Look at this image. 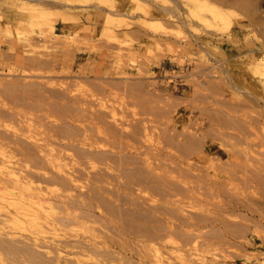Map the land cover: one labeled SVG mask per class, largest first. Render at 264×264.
Instances as JSON below:
<instances>
[{"label": "rangeland", "instance_id": "obj_1", "mask_svg": "<svg viewBox=\"0 0 264 264\" xmlns=\"http://www.w3.org/2000/svg\"><path fill=\"white\" fill-rule=\"evenodd\" d=\"M39 140L94 215L0 198L5 264H264V0H0V175Z\"/></svg>", "mask_w": 264, "mask_h": 264}, {"label": "bare ground", "instance_id": "obj_2", "mask_svg": "<svg viewBox=\"0 0 264 264\" xmlns=\"http://www.w3.org/2000/svg\"><path fill=\"white\" fill-rule=\"evenodd\" d=\"M17 90V89H16ZM3 94V93H2ZM15 101V100H14ZM19 102V101H18ZM17 102V103H18ZM78 103V102H77ZM65 107V106H64ZM17 113V112H16ZM88 115V114H87ZM13 116V115H12ZM67 117V116H66ZM92 117H88V119H91ZM75 119H78L77 117ZM82 119V118H81ZM96 119V118H94ZM78 121V120H77ZM82 121V120H81ZM88 121V120H87ZM91 121V120H90ZM85 123V122H84ZM82 126V125H81ZM70 127V126H69ZM69 127H66V128H57L58 130H56V134L57 135H60L63 136V137H66L68 138L69 140V146H74L75 144L73 142L77 141L76 139V133H75V129L74 131L72 129H70ZM86 127V126H85ZM87 131V130H86ZM54 129H53V133H54ZM105 132V131H104ZM47 133V132H46ZM80 133V132H79ZM89 135V133H87ZM85 134V135H87ZM91 134V133H90ZM107 134V133H106ZM40 135V134H38ZM87 135V136H88ZM92 136L95 135V134H91ZM108 135V134H107ZM42 136H44V134L42 133ZM55 136V135H54ZM86 136V138H87ZM96 136V135H95ZM93 136V137H95ZM117 136V135H116ZM2 137V136H1ZM25 137V136H24ZM40 137V136H39ZM45 137H46V134H45ZM50 137V136H48ZM56 137V136H55ZM55 137H53L54 139H56ZM58 137V136H57ZM59 137V138H60ZM92 137V138H93ZM101 137V136H100ZM37 138V137H36ZM52 138V140H54ZM38 139V138H37ZM46 139V138H45ZM58 139V138H57ZM10 140V139H9ZM62 139L60 138V143L62 142L61 141ZM89 141H87L88 143H92L88 137ZM18 141V140H17ZM16 141V142H17ZM21 141V140H20ZM40 141V140H39ZM44 141V140H43ZM47 141V145H51V144H48V140ZM37 142V141H36ZM42 141L38 142V143H35V151L33 150H29V149H26L25 150H21L20 149V154L22 155V158H20L16 163L14 161H10L11 162H14L15 164L18 165L17 169H19L20 172H18V170H14L16 167H14L13 165V168L9 171H6V173L4 172H1V175H0V178L1 179H6L8 180L12 186L11 187H7V186H3L4 183H1L0 184H3L2 186L3 187H0V198L1 200H5L6 203H8V206H14L15 208V211L14 212H10V216L11 215H14L16 216L17 218H20V217H25V218H28L29 220H35V219H45L46 221L47 220H51L50 225L53 226L54 228H57L58 225H63V226H66V225H69L73 222H77V221H81V220H84L90 216H93L94 215V206L93 204H95V202H93L94 200V197L93 195H85L84 193H79V194H75V195H68V194H59V195H54L53 192L55 191H51V195L49 194V189L47 191V188L45 189L41 184H37L35 185L36 181L34 182V180H31V176L34 175V177H37L36 175L40 176L41 173H40V168L41 167H44V163L41 161V157H40V152L42 149H39L41 148V143ZM52 142V141H51ZM56 142V141H54ZM15 143V141H14ZM27 143V142H26ZM33 143V142H32ZM4 144V142H3ZM43 144V143H42ZM53 144V143H52ZM62 144V143H61ZM66 144V143H65ZM79 144V142H78ZM67 145V144H66ZM92 145V144H91ZM1 146V145H0ZM94 146V145H92ZM63 147H65V145H63ZM23 148V147H22ZM43 148V147H42ZM45 148V147H44ZM48 148V147H47ZM50 148V147H49ZM48 148V149H49ZM61 148V147H60ZM66 148V147H65ZM46 149V148H45ZM5 150V148H4ZM19 151V150H18ZM7 152V151H6ZM5 151H3V148L0 147V155H4L6 153ZM43 152V151H42ZM61 152V151H60ZM52 153V152H51ZM57 153V152H56ZM66 153V152H65ZM89 154V153H88ZM6 155L8 156V153H6ZM42 155V154H41ZM52 155V154H51ZM57 155V154H56ZM54 156L55 158H52L50 159L48 162L49 163H52V164H57L56 162L58 161L60 163L59 160L56 159L57 156ZM87 155V154H86ZM48 156V155H47ZM60 156V154H59ZM11 157V156H10ZM43 157V156H42ZM63 157V156H62ZM4 158V157H3ZM12 158V157H11ZM15 159V157H13ZM59 158V157H58ZM61 158V157H60ZM59 158V159H60ZM10 159V158H9ZM44 159V157H43ZM46 159H49L48 157ZM45 159V161H46ZM5 164V163H4ZM47 164V163H46ZM51 165V164H50ZM59 165V164H58ZM56 165V169L60 170L59 168H57ZM61 165V164H60ZM6 166V165H5ZM4 166V167H5ZM12 166V165H11ZM52 166V165H51ZM65 166V165H64ZM59 167V166H58ZM47 168H50L49 165H47ZM47 168H46V171H47ZM42 169V168H41ZM45 169V168H43ZM53 169V167H52ZM63 169V168H62ZM5 170V169H4ZM40 170V171H39ZM49 170V169H48ZM49 172V171H47ZM47 172H45L44 176L45 175H48ZM51 172V177L49 176L47 179H45L46 177H43L46 181H48V179H51V183H56V184H63V189H72L74 188V186L76 185L75 183L78 182V178L80 177L79 175L75 174L74 172H71V173H67V174H64V175H61L59 173H56L55 171H50ZM36 173V175H35ZM42 174V175H43ZM41 175V176H42ZM33 177V178H34ZM30 178V179H29ZM27 179V180H26ZM29 179V180H28ZM35 179V178H34ZM40 178L38 177V179L36 180H39ZM4 180V181H6ZM42 178L40 179V182ZM105 180V179H104ZM104 180L100 179L99 182H104ZM3 181V182H4ZM43 182H45L43 180ZM42 182V183H43ZM6 183V182H5ZM48 184V183H47ZM50 185V183H49ZM78 187V186H76ZM76 190V188H75ZM3 193H2V192ZM49 194V195H48ZM58 194V193H57ZM53 195V196H52ZM79 197V198H78ZM97 198V196L95 197V199ZM58 206H57V205ZM173 204V203H172ZM16 205V206H15ZM52 205H56V207H61V212L60 214L56 217V218H51V217H48V216H44L42 215L43 212H46V209L47 208H51ZM76 208V209H75ZM77 208L81 209L80 213L78 212H75L74 210H77ZM48 209V210H49ZM11 210V209H10ZM47 210V211H48ZM170 212V211H169ZM58 214V213H57ZM42 215V216H41ZM36 241H32V242H35V244L39 245L40 246V242H38L37 239H35ZM9 241V240H8ZM38 242V243H36ZM10 243V241L8 242ZM11 246H8L7 244V240L6 239H0V264L4 263V254L6 253V250H10V249H14V247H12L13 244H10ZM24 245V244H23ZM9 247H11L10 249H8ZM21 250H23L24 252L26 251H29V253H36L35 255L37 256V252H33V251H36L31 245H28L27 246H22L20 248ZM21 251V252H23ZM8 254V253H7ZM38 257V256H37ZM7 264V263H6ZM183 264V263H182Z\"/></svg>", "mask_w": 264, "mask_h": 264}]
</instances>
